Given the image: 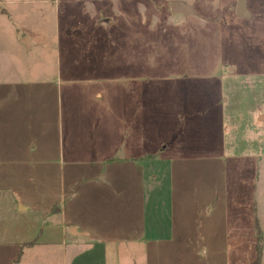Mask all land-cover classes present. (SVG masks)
Instances as JSON below:
<instances>
[{
    "label": "rangeland",
    "instance_id": "rangeland-1",
    "mask_svg": "<svg viewBox=\"0 0 264 264\" xmlns=\"http://www.w3.org/2000/svg\"><path fill=\"white\" fill-rule=\"evenodd\" d=\"M171 1L0 0V264H264V0Z\"/></svg>",
    "mask_w": 264,
    "mask_h": 264
},
{
    "label": "crops",
    "instance_id": "crops-1",
    "mask_svg": "<svg viewBox=\"0 0 264 264\" xmlns=\"http://www.w3.org/2000/svg\"><path fill=\"white\" fill-rule=\"evenodd\" d=\"M180 1H182V0H180ZM184 2V1H183ZM187 4V3H186ZM237 6H238V3H237ZM244 8H245V11L247 12V13H249V11L247 10V8H246V1H245V3H244ZM236 9H237V7H236ZM236 9H235V13H236V15H237V11H236ZM250 14V13H249ZM240 17V16H239ZM22 41H21V45L26 49V50H31L34 46H35V43L34 42H32L31 41V38L30 37H28V36H25V37H23L22 39H21ZM138 86H139V88H138ZM136 92L135 93H133V94H131L132 95V97L130 98V101H131V103H132V105H133V110L134 111H131V110H129L128 111V113H129V116H141V103H140V101L142 102V100H143V98H145V94H142L141 93V84H140V81H139V83H138V85H136ZM143 88V87H142ZM143 97V98H142ZM93 98H97L98 100H99V102H102L103 103V100H106V98H105V92L104 91H102V90H99V89H97V90H95L94 91V93H93ZM136 121H137V119L136 118H134L133 120H130V124L128 125V128H127V132H131V133H133V136H132V141L136 138V135H134V133H136V132H139V130H141V126H139L140 125V122L139 123H137L136 124ZM138 139H140V137H139V133H138ZM131 141V143H134V142H136L137 140H135V141H133L132 142ZM146 156V154H145V152L143 153V155H135L134 157L133 156H130V155H128V157L130 158V159H133V160H137V159H144V157ZM108 159H113V157H108L106 160H108ZM70 229V228H69ZM62 234L65 236L66 235V231H64V232H62ZM72 234L73 235H75V236H78V235H84V236H88L89 235V233H87V232H83V233H79L78 232V227L76 226V227H73L72 228ZM63 236V237H64ZM255 250V249H254ZM21 255H22V252L20 251L19 253H18V255H17V257H16V259H15V261L17 260V259H20V257H21ZM253 257V256H252ZM251 259L252 258H250V260H249V262L251 261ZM248 262V263H249ZM252 262V261H251ZM250 262V263H251ZM243 264V263H242Z\"/></svg>",
    "mask_w": 264,
    "mask_h": 264
},
{
    "label": "water",
    "instance_id": "water-1",
    "mask_svg": "<svg viewBox=\"0 0 264 264\" xmlns=\"http://www.w3.org/2000/svg\"><path fill=\"white\" fill-rule=\"evenodd\" d=\"M244 3H245V0H240L238 2V6H237V9H236L237 15L240 16V17H243V18L247 17V16H250V14L245 11ZM169 7H170L171 13L175 14V15L181 14V15H183L185 17L194 15L193 6L188 5L185 2L180 1V0L171 1L169 3Z\"/></svg>",
    "mask_w": 264,
    "mask_h": 264
},
{
    "label": "trees",
    "instance_id": "trees-1",
    "mask_svg": "<svg viewBox=\"0 0 264 264\" xmlns=\"http://www.w3.org/2000/svg\"><path fill=\"white\" fill-rule=\"evenodd\" d=\"M261 259H262V244H261V239L259 237L255 245V258L252 264H261Z\"/></svg>",
    "mask_w": 264,
    "mask_h": 264
}]
</instances>
